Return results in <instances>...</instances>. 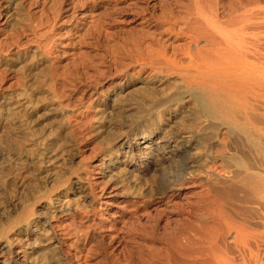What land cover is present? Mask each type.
I'll return each mask as SVG.
<instances>
[{"label":"bare ground","instance_id":"obj_1","mask_svg":"<svg viewBox=\"0 0 264 264\" xmlns=\"http://www.w3.org/2000/svg\"><path fill=\"white\" fill-rule=\"evenodd\" d=\"M264 264V0H0V264Z\"/></svg>","mask_w":264,"mask_h":264},{"label":"rangeland","instance_id":"obj_2","mask_svg":"<svg viewBox=\"0 0 264 264\" xmlns=\"http://www.w3.org/2000/svg\"><path fill=\"white\" fill-rule=\"evenodd\" d=\"M168 1H171V0H168ZM97 264H103L102 260L99 259Z\"/></svg>","mask_w":264,"mask_h":264}]
</instances>
